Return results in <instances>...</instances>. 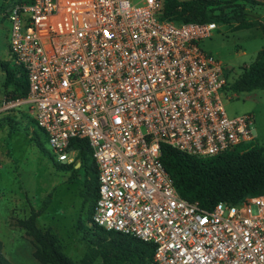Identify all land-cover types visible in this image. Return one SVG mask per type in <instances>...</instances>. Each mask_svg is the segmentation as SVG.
<instances>
[{
	"label": "built area",
	"instance_id": "built-area-1",
	"mask_svg": "<svg viewBox=\"0 0 264 264\" xmlns=\"http://www.w3.org/2000/svg\"><path fill=\"white\" fill-rule=\"evenodd\" d=\"M164 0H33L8 13L13 71L56 163L88 145L92 223L154 247V264H264V192L205 210L182 198L161 145L200 159L254 141L251 113L228 117L222 64L201 44L216 22L162 18Z\"/></svg>",
	"mask_w": 264,
	"mask_h": 264
},
{
	"label": "rangeland",
	"instance_id": "rangeland-1",
	"mask_svg": "<svg viewBox=\"0 0 264 264\" xmlns=\"http://www.w3.org/2000/svg\"><path fill=\"white\" fill-rule=\"evenodd\" d=\"M18 1L0 0V109L17 93L13 83L9 89L4 86L1 64L6 63L3 65L7 70L13 69L8 13ZM207 1L216 4L207 9V16L217 19L218 29L201 47L222 64L226 81L231 83L264 44L263 33L256 26L264 25V0ZM222 98L228 117L254 115L253 142L264 147V90L234 94L226 88ZM16 110H0L2 254L12 264H41L34 257L36 242L18 226V221L27 219L30 210H38L46 196L51 195V203L38 218L37 227L53 234L71 261L103 264L100 246H96L94 259H85L88 248L92 247L87 243L88 231L93 230L89 214L92 177L85 170L73 172L72 165L60 168L30 114Z\"/></svg>",
	"mask_w": 264,
	"mask_h": 264
},
{
	"label": "trees",
	"instance_id": "trees-1",
	"mask_svg": "<svg viewBox=\"0 0 264 264\" xmlns=\"http://www.w3.org/2000/svg\"><path fill=\"white\" fill-rule=\"evenodd\" d=\"M215 5L207 0H164L162 18L176 24L216 22L217 19L207 16V9ZM256 26L261 29L264 39V25L257 23ZM6 74L7 83L14 80L12 71L7 70ZM14 87L17 92L14 98L24 97L27 94L28 87L24 73H21L20 79L14 81ZM227 89L234 94L264 90V44L255 59L242 68V74L234 82L228 83ZM71 148H78L77 159L80 162V166L76 169L75 164H71L73 172L85 170L94 182L91 185L92 198L89 209L93 230L88 231L87 240L92 247L88 248L85 259H94L96 248L100 246L103 264H154L152 245L118 232L107 231L92 223L98 188L96 166L86 141L72 140ZM160 151L161 162L180 196L189 202L198 203L205 210H211L221 202L236 205L247 196H256L264 192V147L255 142L207 159L188 156L165 144L161 145ZM59 167L66 166L60 164ZM50 203L51 195H47L37 211L31 209L27 219L18 221V226L24 229L37 244L35 259L41 264H90L88 260L71 261L62 252L57 238L37 227V217L48 208ZM0 264H12L2 254L1 242Z\"/></svg>",
	"mask_w": 264,
	"mask_h": 264
},
{
	"label": "crops",
	"instance_id": "crops-1",
	"mask_svg": "<svg viewBox=\"0 0 264 264\" xmlns=\"http://www.w3.org/2000/svg\"><path fill=\"white\" fill-rule=\"evenodd\" d=\"M9 45V44H8ZM3 64H6V63H3ZM3 64H1V68H2V71H3V73H4V76H3V82H4V86L5 87H7V89H9V88H11L12 86H11V83H13V85H14V81H17L18 79H20V77H21V74L20 75H18V74H16L12 69H9L8 71H12V79H14L13 81L11 80L10 82H8L7 83V81H6V77H7V74H6V72H7V69L5 68V65H3ZM1 110V109H0ZM11 110H13V109H11ZM16 111H25V112H27V113H29L28 112V110L26 109V108H19V109H17ZM16 114H14V115H17L18 114V112H15ZM30 114V113H29ZM18 116V115H17ZM31 116V115H30ZM33 120V119H32ZM34 121V120H33ZM34 125H35V123H34ZM35 127H36V125H35ZM37 128V127H36ZM42 134V133H41ZM42 136H43V134H42ZM43 139H44V136H43ZM44 142H46L45 141V139H44ZM37 211V210H36ZM44 213V212H43ZM42 213V214H43ZM41 215V214H40ZM40 215L37 217V219H36V225L38 224V218L40 217Z\"/></svg>",
	"mask_w": 264,
	"mask_h": 264
}]
</instances>
